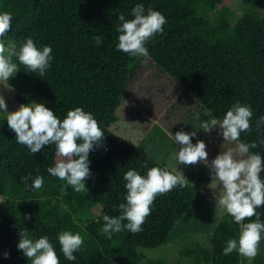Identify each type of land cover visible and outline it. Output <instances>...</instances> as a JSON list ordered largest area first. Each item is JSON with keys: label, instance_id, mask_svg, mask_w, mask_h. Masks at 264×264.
Wrapping results in <instances>:
<instances>
[{"label": "trees", "instance_id": "1", "mask_svg": "<svg viewBox=\"0 0 264 264\" xmlns=\"http://www.w3.org/2000/svg\"><path fill=\"white\" fill-rule=\"evenodd\" d=\"M137 4L159 11L167 20L163 33L146 44L149 59L130 57L117 49L118 16L123 13L132 19L131 10ZM4 11L13 17L6 42L19 48L31 38L38 48L50 46L53 56L44 77L19 65L20 71L8 81L16 90L14 101L42 103L61 120L69 110L81 107L94 116L105 137L103 145L89 154L92 176L85 181L89 191L76 193L47 172L56 163L55 145L32 154L16 141L6 115L0 118V264H31L17 248L19 232L25 229L33 240L47 236L60 264H166L147 260L140 248L167 244L201 192L189 184L157 196L137 234L126 229L111 239L101 234L102 216L120 215L118 205L126 203L123 177L129 169L141 175L151 167L170 170L113 132L117 110L143 60H149L182 89L186 102L208 111L211 119L222 120L236 103L250 106L251 130L241 133L240 140L256 143L250 153L264 158V125L256 128L264 116V0H252V10L238 17L226 0H0V12ZM95 36L102 39L99 45ZM14 62L18 63L15 58ZM213 130L217 143L235 147V142L223 141L218 127ZM29 174L25 184L22 178ZM37 176L44 178V185L33 190ZM257 212L264 222V207ZM25 215L31 218L24 219ZM241 227L226 213L211 248L193 244L184 255L193 264H243L247 259L236 251L223 254L227 241L237 239ZM63 231L84 238L73 261L60 251L58 234ZM254 261L264 264V240Z\"/></svg>", "mask_w": 264, "mask_h": 264}, {"label": "clouds", "instance_id": "2", "mask_svg": "<svg viewBox=\"0 0 264 264\" xmlns=\"http://www.w3.org/2000/svg\"><path fill=\"white\" fill-rule=\"evenodd\" d=\"M131 13L132 19H126L123 13L118 16L121 23L117 26V49L130 57L149 59L146 44L157 34L163 33L167 20L159 11L151 8L145 10L142 4H137ZM12 20L10 12H0V85L6 86L9 91L13 89L8 81L20 71L19 65H23L27 72L44 77L53 59L50 46L38 48L31 38H27L19 48L15 43L6 42ZM94 39L97 45L102 42L100 36H95ZM14 58L18 63L14 62ZM0 111L7 114V125L15 133L16 141L26 146L32 154L41 151L44 146L55 145L56 163L47 172L64 181L65 189L71 188L76 193L87 194L89 190L85 181L92 176L89 154L103 145L105 137L104 131L90 112L76 107L69 110L61 120L54 111L36 102L21 104L17 110L9 112L2 94ZM252 116L250 106L236 103L226 111L222 120L201 121L200 129L203 132L208 133L218 127L223 141L235 142L234 148L221 151L211 161L208 159L207 146L202 140L192 143L196 131L168 133L175 144L179 145L174 154L177 165L206 166L211 176L209 185L218 193L215 207L218 206L236 224L242 225L238 238L227 241L223 254L236 251L249 261L259 254L261 241L264 240V222H261L260 213L257 212L258 208L264 207V179L261 178L264 158L250 153V149L257 147L256 143L240 140L241 133L251 130ZM261 125H264V116L259 118L256 128L259 129ZM30 178L31 174L22 179L27 184ZM123 179L126 181L127 192L124 197L126 203L118 205L120 215L102 216L104 224L100 232L108 239L125 229L132 234L141 232L157 196L167 195L177 187L184 188L190 184L177 168L170 171L151 167L146 175L129 169ZM43 185L44 178L37 176L32 180L31 187L39 190ZM253 217L255 219L252 222L244 223L246 219ZM30 218L29 215L24 216V219ZM124 221L127 223H123ZM19 237L17 248L31 264H60L57 251L47 236L33 240L28 237L25 229L19 232ZM58 243L63 256L73 261L76 259L74 253L83 248L84 238L79 233L63 231L58 234ZM3 255L8 258L7 252Z\"/></svg>", "mask_w": 264, "mask_h": 264}, {"label": "rangeland", "instance_id": "3", "mask_svg": "<svg viewBox=\"0 0 264 264\" xmlns=\"http://www.w3.org/2000/svg\"><path fill=\"white\" fill-rule=\"evenodd\" d=\"M226 1L237 17L252 10V0ZM142 66L137 70L128 95L117 110L118 121L111 129L129 143L138 145L159 164L170 170L177 168L201 192V196L177 223L167 244L155 248H140V251L147 260H164L166 264H193L184 255V251L193 244L211 248L214 232L226 212L215 207L218 193L209 185V169L203 164L177 165L174 154L179 145L175 144L168 133L196 131L192 143L202 140L206 144L209 161L229 148L216 142V130L205 133L200 129L201 121L211 120L208 111L197 109L192 102H186L181 97L182 89L168 75L160 73L149 60H143ZM5 87L0 85V94L5 98L7 110L15 111L19 107L14 101L16 90L12 86V91ZM4 115L7 114L0 111V118ZM243 264L256 263L253 259L245 260Z\"/></svg>", "mask_w": 264, "mask_h": 264}]
</instances>
